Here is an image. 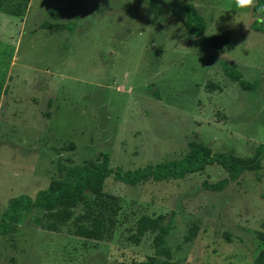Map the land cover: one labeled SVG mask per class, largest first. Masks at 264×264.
<instances>
[{"label":"rangeland","instance_id":"374dc122","mask_svg":"<svg viewBox=\"0 0 264 264\" xmlns=\"http://www.w3.org/2000/svg\"><path fill=\"white\" fill-rule=\"evenodd\" d=\"M189 1L205 21L199 38L183 26ZM24 4L22 16L0 11V217L10 199L70 181L72 167L102 153L133 170L177 161L190 143L241 158L264 143V24L252 9L234 0ZM225 178L216 165L136 186L107 178L101 240L78 237L73 217L55 230L25 219L0 236V264L145 262L154 235L129 240L141 216L169 222L170 262L251 264L264 242V160L220 192L203 188Z\"/></svg>","mask_w":264,"mask_h":264},{"label":"trees","instance_id":"16d2710c","mask_svg":"<svg viewBox=\"0 0 264 264\" xmlns=\"http://www.w3.org/2000/svg\"><path fill=\"white\" fill-rule=\"evenodd\" d=\"M21 1L23 3L11 4L10 1L7 3L6 0H0V11L11 16H22L26 0ZM257 4L264 5V0H257ZM252 12L256 13V10L252 9ZM183 26L186 33L193 38L201 37L205 31V21L190 1L185 6ZM51 27L67 29V26L60 25ZM252 27L258 30L256 22ZM222 70L233 82H237L246 89L254 88V84L242 81L241 74L234 68L222 63ZM262 160H264V143L259 144L249 158H241L231 152L211 153L200 143H190L188 153L177 161L145 165L133 170L110 167L107 154L102 153L98 162H86L83 165L72 167L70 172L73 177L70 181L52 180L33 198L20 195L10 199L0 217V236L13 233L17 224L25 219L34 224L43 221L46 228L55 230L57 222L65 223L73 217L74 232L78 237L99 241L106 231L103 213L108 210L106 202L108 197L102 188L107 178L126 186H136L145 182L160 183L167 180H181L187 175L202 171L206 166L216 165L226 172L227 178L211 185L203 184V188L220 192L229 182L238 180L243 172L257 173ZM77 210H81L82 213L74 216ZM32 211H36L41 217L31 215ZM169 230V222H165L162 216L139 217L129 240L137 244L145 233L153 234L154 254L145 262L130 264H179L163 258L167 256L166 237ZM251 264H264V242Z\"/></svg>","mask_w":264,"mask_h":264},{"label":"clouds","instance_id":"9594fccd","mask_svg":"<svg viewBox=\"0 0 264 264\" xmlns=\"http://www.w3.org/2000/svg\"><path fill=\"white\" fill-rule=\"evenodd\" d=\"M235 7L242 10H256V22L264 24V5H258L257 0H234ZM189 49V48H186Z\"/></svg>","mask_w":264,"mask_h":264}]
</instances>
